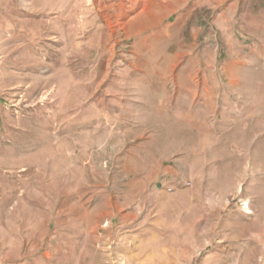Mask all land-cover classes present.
I'll list each match as a JSON object with an SVG mask.
<instances>
[{"label": "rangeland", "instance_id": "1", "mask_svg": "<svg viewBox=\"0 0 264 264\" xmlns=\"http://www.w3.org/2000/svg\"><path fill=\"white\" fill-rule=\"evenodd\" d=\"M0 264H264V0H0Z\"/></svg>", "mask_w": 264, "mask_h": 264}]
</instances>
